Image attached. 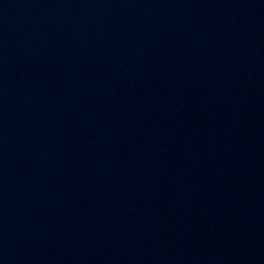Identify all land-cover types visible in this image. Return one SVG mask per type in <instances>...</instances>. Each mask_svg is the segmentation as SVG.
<instances>
[{
	"label": "water",
	"instance_id": "95a60500",
	"mask_svg": "<svg viewBox=\"0 0 264 264\" xmlns=\"http://www.w3.org/2000/svg\"><path fill=\"white\" fill-rule=\"evenodd\" d=\"M0 264H264V0H0Z\"/></svg>",
	"mask_w": 264,
	"mask_h": 264
}]
</instances>
